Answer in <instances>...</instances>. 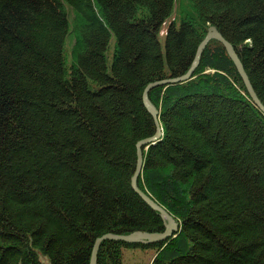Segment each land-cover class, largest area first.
Segmentation results:
<instances>
[{"label": "trees", "instance_id": "16d2710c", "mask_svg": "<svg viewBox=\"0 0 264 264\" xmlns=\"http://www.w3.org/2000/svg\"><path fill=\"white\" fill-rule=\"evenodd\" d=\"M176 1L0 0V264H89L105 234L165 230L131 187L156 129L143 92L184 75L211 27L264 106V0H185L180 18ZM148 97L162 135L141 147L137 186L179 227L103 240L97 264H123V248L153 250L149 264H264V112L223 44Z\"/></svg>", "mask_w": 264, "mask_h": 264}, {"label": "water", "instance_id": "95a60500", "mask_svg": "<svg viewBox=\"0 0 264 264\" xmlns=\"http://www.w3.org/2000/svg\"><path fill=\"white\" fill-rule=\"evenodd\" d=\"M210 39H216L221 44H223V46L225 47V49L228 52L230 59L232 60V62L234 64L239 76L241 77L243 84H244L249 96L253 100L254 104L261 111L264 112V106L259 101V99L257 98V96H256V94H255V92L251 86V83L248 79V76H247L237 54L235 53L232 45L227 40H225V38H223V36L216 29L211 27L208 30V33L205 36V38L199 44L191 67L189 68V70L184 75L177 77V78H173V79H167V80L152 82L145 88V90L143 92L144 105L147 108V110L151 113L153 120H154V123H155V126H156V129H155L154 134L151 137L145 138V139L137 142V144H136L137 163H136V167H135V172H134L133 177L131 179V187L149 206H151L156 211H158L161 214V216L166 220L165 230L163 232H160V233H149V232L135 231V232H132V233L126 234V235L105 234V235L96 239L95 244H94L93 249H92L89 264H97V252H98V248H99V246L103 240L111 239V240L122 241V242H126V243L154 242V241L163 240L167 236H170L171 234L177 232L179 225L174 220V218L166 210H164L162 207H160L158 204H156L151 198H149L146 194H144L141 190H139L138 186H137V180H138V177L141 173L142 164H143V155H142L141 147L144 146L145 144H153L162 135V130H161V127H160L159 122H158V110L150 102L149 97H148V92L151 88L158 86V85H163V84L172 83V82H180V81H185V80L189 79L192 76L195 68L197 67V65L199 63L203 49L205 48L206 44L208 43V41Z\"/></svg>", "mask_w": 264, "mask_h": 264}, {"label": "rangeland", "instance_id": "374dc122", "mask_svg": "<svg viewBox=\"0 0 264 264\" xmlns=\"http://www.w3.org/2000/svg\"><path fill=\"white\" fill-rule=\"evenodd\" d=\"M188 4L185 0H177L175 3V9L173 12V16L175 18H180L183 12L188 9ZM167 28V22H165L159 32V40L162 45H164L165 33ZM74 36L70 34L67 37L66 41V51L67 53L70 51L71 46L73 45ZM69 57V54H67ZM154 254L153 250H144L140 248H123V264H149L150 259Z\"/></svg>", "mask_w": 264, "mask_h": 264}]
</instances>
